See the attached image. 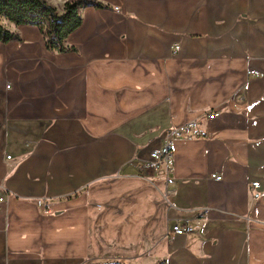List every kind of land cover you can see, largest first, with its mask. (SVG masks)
Masks as SVG:
<instances>
[{
    "label": "crops",
    "instance_id": "obj_1",
    "mask_svg": "<svg viewBox=\"0 0 264 264\" xmlns=\"http://www.w3.org/2000/svg\"><path fill=\"white\" fill-rule=\"evenodd\" d=\"M99 1L75 52L6 22L0 264H264V0Z\"/></svg>",
    "mask_w": 264,
    "mask_h": 264
},
{
    "label": "trees",
    "instance_id": "obj_2",
    "mask_svg": "<svg viewBox=\"0 0 264 264\" xmlns=\"http://www.w3.org/2000/svg\"><path fill=\"white\" fill-rule=\"evenodd\" d=\"M112 9L110 4L99 0H67L60 9L46 0H0V42H22L18 31L10 30L6 22L16 26L30 24L37 26L45 39L46 47L54 53L75 52L77 48L67 39L83 23L82 8ZM106 264H126L121 260Z\"/></svg>",
    "mask_w": 264,
    "mask_h": 264
},
{
    "label": "built area",
    "instance_id": "obj_3",
    "mask_svg": "<svg viewBox=\"0 0 264 264\" xmlns=\"http://www.w3.org/2000/svg\"><path fill=\"white\" fill-rule=\"evenodd\" d=\"M176 50L179 49L177 45ZM257 72L254 70H249L248 74H256ZM9 87V85H8ZM217 113L212 112L209 114V118H215ZM208 132L204 130L198 121H189L184 123L183 125L174 128L169 134L167 135L163 146L152 152V160L149 161V166L153 168H159L161 163L167 165V167H171L174 161V140L175 138H187L193 139L196 137H207ZM10 157V156H9ZM212 178L215 180H220L221 175L218 173H213L211 175ZM258 184L253 183V187H256ZM7 202V196L0 195V208ZM42 204V201H39ZM195 228L190 224L189 220H181L174 223L172 227V232L176 235L180 234H188L192 233Z\"/></svg>",
    "mask_w": 264,
    "mask_h": 264
},
{
    "label": "rangeland",
    "instance_id": "obj_4",
    "mask_svg": "<svg viewBox=\"0 0 264 264\" xmlns=\"http://www.w3.org/2000/svg\"><path fill=\"white\" fill-rule=\"evenodd\" d=\"M47 1V0H46ZM48 2V1H47ZM49 3V2H48ZM51 5H53V4H51ZM55 6V5H54ZM63 8V7H62ZM13 31H15V30H13ZM21 35V34H20ZM22 37V36H21ZM189 122V121H188ZM83 264H85V263H83Z\"/></svg>",
    "mask_w": 264,
    "mask_h": 264
}]
</instances>
